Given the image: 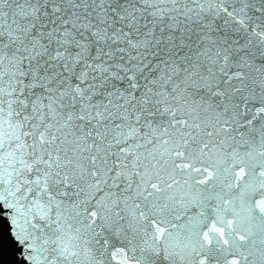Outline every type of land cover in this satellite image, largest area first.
I'll list each match as a JSON object with an SVG mask.
<instances>
[{
	"label": "snow or ice",
	"instance_id": "6c2138e0",
	"mask_svg": "<svg viewBox=\"0 0 264 264\" xmlns=\"http://www.w3.org/2000/svg\"><path fill=\"white\" fill-rule=\"evenodd\" d=\"M0 205L4 264H264V0H0Z\"/></svg>",
	"mask_w": 264,
	"mask_h": 264
},
{
	"label": "water",
	"instance_id": "95a60500",
	"mask_svg": "<svg viewBox=\"0 0 264 264\" xmlns=\"http://www.w3.org/2000/svg\"><path fill=\"white\" fill-rule=\"evenodd\" d=\"M4 212H5V209L3 208L2 205H0V230H3L5 228H7L8 234L10 236L11 235V226L8 224V221L3 216ZM21 251H22V249H21ZM17 257H19V254H17ZM0 264H4V261L0 260ZM11 264H26V262H24V261H14V262H11Z\"/></svg>",
	"mask_w": 264,
	"mask_h": 264
}]
</instances>
